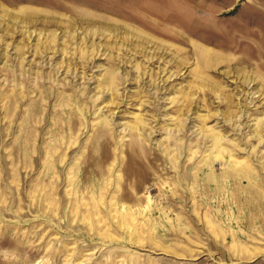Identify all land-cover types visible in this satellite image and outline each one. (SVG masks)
Masks as SVG:
<instances>
[{"label": "rangeland", "instance_id": "374dc122", "mask_svg": "<svg viewBox=\"0 0 264 264\" xmlns=\"http://www.w3.org/2000/svg\"><path fill=\"white\" fill-rule=\"evenodd\" d=\"M0 264H264V0H0Z\"/></svg>", "mask_w": 264, "mask_h": 264}]
</instances>
